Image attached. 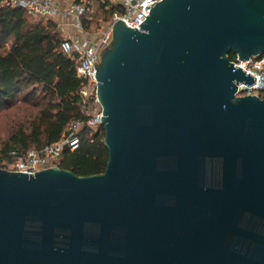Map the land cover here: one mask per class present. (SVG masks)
I'll return each instance as SVG.
<instances>
[{
  "label": "water",
  "instance_id": "water-1",
  "mask_svg": "<svg viewBox=\"0 0 264 264\" xmlns=\"http://www.w3.org/2000/svg\"><path fill=\"white\" fill-rule=\"evenodd\" d=\"M95 63L104 172L0 168V264H264V0H161Z\"/></svg>",
  "mask_w": 264,
  "mask_h": 264
},
{
  "label": "trees",
  "instance_id": "trees-1",
  "mask_svg": "<svg viewBox=\"0 0 264 264\" xmlns=\"http://www.w3.org/2000/svg\"><path fill=\"white\" fill-rule=\"evenodd\" d=\"M72 1L86 5L88 12L81 22L88 29L94 19L93 11H89L91 0ZM99 5L107 22L119 10L108 0ZM30 18L23 8L0 0V110L12 108L17 101L33 109L27 124L0 145V168L10 159L11 151L24 152L56 142L71 120L82 118L77 56L63 52L66 37L56 20L32 22ZM229 57L234 59L235 54L231 52ZM79 135V148L65 150L59 167L78 175L104 172L109 159L104 127L92 131L85 125Z\"/></svg>",
  "mask_w": 264,
  "mask_h": 264
},
{
  "label": "built area",
  "instance_id": "built-area-1",
  "mask_svg": "<svg viewBox=\"0 0 264 264\" xmlns=\"http://www.w3.org/2000/svg\"><path fill=\"white\" fill-rule=\"evenodd\" d=\"M13 7L23 8L31 17L58 19L60 17H73V23L78 28L74 36L66 37L62 42V50L68 56H77L76 73L82 81L79 90L81 116L69 122L61 139L47 143L39 148H30L20 152H10V159L4 162L2 168L10 171H23L35 173L37 171L59 167L65 150L75 151L79 148L81 137L80 129L87 125L92 131L103 126V105L98 96L97 68L95 63L101 61L102 50L113 40V25L122 19L130 27L139 26L149 15L151 7L147 5L161 0H114L112 3L119 6L112 19L108 21L99 32L85 29L81 18L87 14L84 3L67 2L64 9L62 0H5ZM235 67L239 66L256 77V82L250 86L240 82L237 95H258L264 97V53L261 56H252L241 60L237 55L231 59Z\"/></svg>",
  "mask_w": 264,
  "mask_h": 264
},
{
  "label": "rangeland",
  "instance_id": "rangeland-1",
  "mask_svg": "<svg viewBox=\"0 0 264 264\" xmlns=\"http://www.w3.org/2000/svg\"><path fill=\"white\" fill-rule=\"evenodd\" d=\"M72 0H69L68 2H71ZM103 0H91V7L89 8L90 12L93 11L94 13V19L92 23L89 26V29L93 32H99L102 30L107 23V21H104V13L100 8L99 2H102ZM110 2L114 0H108ZM64 2V9L67 4L65 0H62ZM30 20L32 22H39L40 20H47V18H36L31 17ZM55 20V19H54ZM64 34V32H62ZM65 35V34H64ZM33 109L28 107L27 104L17 101V103L10 109H2L0 110V145L6 141L9 136L19 129L22 125H26L27 121L30 120L28 117L30 115V112Z\"/></svg>",
  "mask_w": 264,
  "mask_h": 264
},
{
  "label": "crops",
  "instance_id": "crops-1",
  "mask_svg": "<svg viewBox=\"0 0 264 264\" xmlns=\"http://www.w3.org/2000/svg\"><path fill=\"white\" fill-rule=\"evenodd\" d=\"M73 17H60L56 19L59 28L64 32L65 37L74 36L78 33V28L73 23Z\"/></svg>",
  "mask_w": 264,
  "mask_h": 264
}]
</instances>
